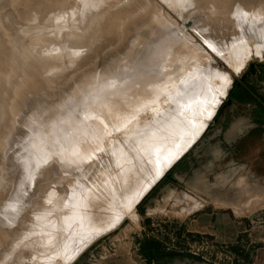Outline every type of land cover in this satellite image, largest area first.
<instances>
[{"label":"rangeland","instance_id":"374dc122","mask_svg":"<svg viewBox=\"0 0 264 264\" xmlns=\"http://www.w3.org/2000/svg\"><path fill=\"white\" fill-rule=\"evenodd\" d=\"M90 1L92 0H84L81 3L78 0H65V2L64 0L0 1V46L4 50V53L0 55V113L2 111L0 115V139L1 137L6 139L4 141L2 138V145L0 146V264H264V58L262 57L264 55H255L258 49H253L251 55L255 50L256 53L249 57L248 61L245 59L240 66L241 69L235 71L236 73L234 72L235 69L233 70V67L223 57L226 53L225 50H232L231 46L234 41L240 43V41L245 40L252 35L255 28L259 27V34H264V0H260V2L259 0H183L182 2L177 0H137L140 5L134 3L124 5L118 0V2L114 1L115 3L113 2V5L107 9L104 18L96 26L95 33L98 34L95 35L96 39H91L93 42L91 41L92 44L89 43L90 47L87 46L82 52H80L79 47L72 48L73 53L75 52L74 59L70 58L66 51L61 50V53H57L54 47L48 45L45 47L46 42L55 41L51 36L54 30L53 26L56 27L63 22L64 25L61 27L65 31L64 39L71 37L87 39L88 24H95L91 20L102 16L101 8L108 2L106 0H104L105 2L103 0H96L97 2H95L94 0L92 1L94 4H92ZM66 3L68 4L66 5ZM55 9L60 10L59 13L62 11V13L59 14ZM151 9L152 15L157 21L158 19L164 20L157 24H161V28L164 27L168 32H172L170 34L172 36L169 37H167L166 31L164 32L168 44L160 54L159 63H164L168 58L173 62L175 61V56L169 57V54L167 56V50H175L176 61L179 60L183 63L177 66L178 68L184 67L183 70L188 66L193 67V62L205 59L204 61L210 63L209 65L230 75L232 78L231 87H229L228 93L214 117L206 124L203 132L196 138L197 140L195 139L196 142L193 141L192 146L166 170L154 186L137 202L134 208V216H126L118 224L114 218L116 217L117 220L119 216L112 215L105 224L87 231V237L81 234L79 240L73 241V234L76 233L79 226L81 227V221L79 223L78 220L81 219V212L84 211L82 210L83 207H78L79 202L85 198L89 188H94L95 181L86 174L84 169L76 175L78 178L74 177V173L71 174L70 170L68 172V169L63 165L67 159L55 148L57 137L51 135L50 127L55 122L54 120L60 122L68 118L66 109L74 103L75 109H73L72 118L69 116L70 123L72 121V125L81 124L87 120V126L92 127L91 132L84 136L85 143L91 147L90 152H87L85 157L84 165H93V162L98 163L105 154V157L110 156L112 159V161L109 159L110 164L114 162V165L111 164L113 168L116 166L114 169L123 166L124 161L120 162V158H127L125 153L128 151L130 152L128 155H131L129 161L134 157H140L139 154L142 152L144 154L142 153L141 156H146L147 152L145 153V151L150 146L146 145L148 144V142L146 143L148 135H152L150 137L156 135L153 138H157V134L161 132L162 135L159 134V138H162L165 132L170 131V124L166 120V114L169 110L164 108L165 105H161L164 102L156 103V105L158 104L156 106L151 102V96L148 94L143 93L142 96L138 97L132 96L128 88L119 90L116 87L119 82L122 84V81L124 83L131 79L128 77L130 73L126 71L139 68L137 59L140 55L135 54L131 47L126 48L125 46L132 41L131 37L133 38L131 31H124L125 25L128 24L134 28L140 24V26L147 24L152 28L154 24L151 23ZM155 9L156 11H154ZM78 11L79 13H77ZM56 12L57 14H55ZM125 12H129V14L126 15ZM243 12L248 13L250 19H254L255 22L250 25L241 20L239 15ZM122 14H125L126 17ZM108 17H114L111 19L113 22L116 21L115 24H118L122 18L121 23L118 24L122 28H117V31L121 33V38L117 42H109L111 34L105 31V27L110 25ZM115 17L119 19H115ZM35 18L37 21H33ZM80 23L82 24L80 25ZM5 34H10L12 39L7 40ZM41 37L43 39H40ZM35 39L39 42H32ZM175 42L177 45H174ZM103 45L105 46L102 48ZM180 45L181 47L185 45V48H180ZM207 45H211L212 48ZM46 48L52 50L51 53L44 54ZM263 52L264 50L257 54H264ZM128 54L129 56H127ZM107 55L112 56V61L110 60L109 63L106 62ZM129 58L134 60L132 64ZM40 63H42V69L35 71L33 77H36L35 80L39 84L42 83L43 90L38 97H34L35 89L33 90L34 87L31 84L30 87L28 86L25 75L32 73L33 68ZM127 66L130 69L127 70ZM12 69L16 70L15 73L26 72L24 75L26 78L21 76V80L18 82L22 94L25 87L28 90L31 89L29 91L33 94L25 89L24 95L30 93L28 96L31 99L32 97L35 98L33 102L35 105L48 107L43 115L36 111L38 116L30 120L29 124L27 122L22 123L20 118L22 120L23 117L34 111L33 109L37 106L33 103V105H29L30 108L29 106L23 108L20 115L8 109L10 90H7L9 83L6 82L5 73L7 71L14 72ZM114 69L117 71L113 73L112 70ZM109 71L113 73L111 74L113 77L107 74L110 73ZM121 72H125L127 77ZM106 74L109 76L106 77ZM114 74L116 75L114 76ZM102 77H106V79H102ZM123 78L125 80H122ZM25 79L26 81H24ZM105 80H109L107 86L104 83ZM96 81L98 83L102 81V84L99 85ZM110 82L112 83L110 84ZM114 82L118 84L116 85ZM112 84L116 85L115 88L110 87ZM125 84L122 85L126 87L128 83ZM104 86L108 89L107 91H105ZM102 87L105 89L103 90ZM109 91L113 96L117 92L116 95L118 96L113 97L108 93ZM83 93L85 96L83 101L81 100L82 103L76 102L75 99L78 98V94L82 95ZM98 95L107 98L101 105L98 103ZM14 100L16 99L13 96L9 102L15 103ZM162 106L163 108H160ZM157 108H159V112ZM62 114L63 116L66 114L64 116L66 118L62 117ZM181 115V113L178 115L180 121L183 117ZM132 116L134 117L132 118ZM93 117L97 118L98 121ZM131 121L133 123L129 124ZM92 123L93 125H90ZM35 124L40 125L45 131L48 129V135L52 140L48 138L50 141L47 139L45 145L42 141V145L37 132L32 131L34 127H37ZM133 124L135 126L132 127V131L130 129ZM77 125L75 126L77 127ZM137 126L139 127L137 128ZM158 127L163 129L160 130ZM10 129L11 131H9ZM125 129L126 132H124ZM136 129L141 130L140 133ZM24 132L28 134L27 141L18 140L17 136L24 135ZM2 133L6 135L3 136ZM135 138H140V141ZM53 139L54 142H52ZM29 141L34 143L33 148L25 144ZM112 142L119 144L115 145ZM109 143L113 144V149ZM106 144L109 148L106 147ZM3 145H7L8 148ZM138 145H142V148ZM11 146L13 149H10ZM136 146L139 150L134 148ZM105 147L107 150H104ZM144 148L145 151L142 150ZM17 149L22 150V152L15 156L13 152ZM135 149L137 152L140 151L139 154ZM29 150H31L30 155ZM108 151L111 155H108ZM101 156L103 157L100 158ZM42 157L46 158L43 159ZM165 158L167 159V157ZM38 159L41 162H38ZM31 160H34L35 163ZM126 163L128 162L126 161ZM34 166L35 168H33ZM29 167L34 170L32 171ZM63 174H66L65 177ZM66 178L67 182H65ZM91 180L93 181L91 182ZM110 186L102 187L104 190L101 188L98 191H105V188L109 189ZM53 203H56L58 208ZM61 203L65 206H61ZM77 208L82 211L77 212ZM73 209L77 214L80 212V218L76 213H73L75 212ZM33 210L34 212H31ZM60 214L63 216H59ZM114 222L117 224L116 226ZM76 225L78 228H75ZM69 228L75 230L70 232ZM57 232H61V238L60 235H56ZM59 238L61 239L60 242L62 238L63 241L65 239L64 246L61 247L68 246L58 251L63 242L57 246ZM66 238L69 239L66 241ZM85 239L89 241L85 242ZM69 243L73 245L71 246ZM53 244L59 248L53 247ZM74 244L77 246L80 244L82 251L80 250L72 259L70 254H75L74 250L79 249V246L77 248ZM152 244H157L158 250L156 254L149 255V247ZM48 248H55L54 251L57 253L53 251L54 253L52 252L51 255L52 250ZM70 248L72 252L68 254L71 251ZM65 252L68 254L67 259ZM47 253L48 255H46Z\"/></svg>","mask_w":264,"mask_h":264},{"label":"bare ground","instance_id":"6f19581e","mask_svg":"<svg viewBox=\"0 0 264 264\" xmlns=\"http://www.w3.org/2000/svg\"><path fill=\"white\" fill-rule=\"evenodd\" d=\"M1 1V0H0ZM34 1V0H33ZM84 0H78V2H83ZM94 1V0H92ZM92 1H90L92 4H94ZM98 1V0H97ZM95 0V2H97ZM102 1V0H101ZM100 1V2H101ZM104 1V0H103ZM108 2L105 3V6L101 8V11L103 12L102 16L101 17H96V18H93L91 21H93L95 24L93 25H90V23L88 24V32H87V39H80L78 37H71V38H66L64 39V29H62L63 27H61V25H64V22L63 24L61 25H57L56 27L53 26L54 30L51 34V36L53 37L52 39H55V41L51 40L49 41L50 43H47L45 44V47L48 46H52L56 49V52L57 53H61V50L62 51H66L67 54H69L68 56H70V58L74 59L75 56L73 51H72V48L73 47H79V50L80 52H82L83 50L86 49L87 46H89V43H91V39L94 40L95 38V35L98 34V33H95V28L96 26L102 21V19L104 18V15L107 11V9L109 7H111L113 5V2H118V0H106ZM178 2H182L183 0H177ZM247 1V0H246ZM65 2V0H64ZM77 2V1H76ZM89 2V3H90ZM105 2V1H104ZM103 2V3H104ZM114 2V3H115ZM142 2V1H141ZM260 2V0H259ZM33 3V2H31ZM86 3V1H85ZM119 3H123L124 5L126 4H135V5H140V3H138L137 0H120ZM177 3V2H175ZM251 3V2H250ZM264 3V2H263ZM68 3H66L67 5ZM75 4V3H74ZM97 4V3H96ZM143 4V3H141ZM147 4V3H146ZM222 4V3H221ZM254 4V3H253ZM32 5V4H30ZM34 5V3H33ZM79 5V4H77ZM75 5V6H77ZM99 5V4H98ZM123 5V6H124ZM179 5V3H178ZM262 5V4H261ZM35 6V5H34ZM101 6V5H100ZM264 6V5H263ZM32 7V6H31ZM197 7V6H196ZM231 7V6H230ZM74 8V7H73ZM89 8V7H88ZM152 8V7H151ZM228 8V7H227ZM250 8V6H249ZM257 8V6H256ZM65 9V8H64ZM154 9V8H153ZM251 9V8H250ZM260 9V8H259ZM264 9V8H263ZM56 10V9H55ZM75 10V9H74ZM87 10V9H86ZM99 10V9H98ZM252 10V9H251ZM262 10V8L260 9ZM38 11V10H37ZM58 13L60 10H56ZM90 11V10H89ZM100 11V10H99ZM127 11V10H126ZM156 11V9L154 10ZM57 12L55 14H57ZM39 13V11H38ZM37 13V14H38ZM62 13V11L60 12ZM59 13V14H60ZM79 13V11L77 12ZM93 13V12H92ZM126 15L129 14V12H125ZM153 11L151 9V12H150V15L152 16V20H151V23L154 24V26L151 28V26H148L147 24H145L144 26H136L134 28H132V26L130 27L128 24L127 26L125 25V28H124V31H131L132 34H133V38L131 37L132 41H130V43L126 44V48L127 47H131L132 48V51L135 52V54H139L140 57H138V65H139V68L138 69H135V70H129V71H126L127 73L129 72L130 73V76L128 75V77H131V79L127 82L125 81L123 83L122 81V84H125V83H128L126 87H124L125 85H122L120 82H119V85H117L115 82V85L117 87V89H122V88H125L127 89L128 88V91H130V94L132 96H142L143 93L145 94H148L150 95V100L153 104L156 105V103L160 104L161 102H164L162 103L161 105H165L164 108H167L169 111L167 112V121H168V124H170L169 126V129L170 131H162L164 133V135L162 136V138H159V134L161 132L157 131L156 132H159V134L157 133H154V134H157V138H153V137H150L152 135H148V140L146 141V143L148 142V144L146 145H150L149 148H147V150L145 151V148L142 149L145 151V153L147 152V155L144 157L141 156V154H139V152H137V149L138 147H141L142 145H138V147H134L136 148L135 151L140 155V157L138 156V154L136 153V155L138 157H134L131 161H129V156L128 154L130 153L129 151L127 153H125L123 151V153H125L127 155V158L125 157V159H121L120 158V162H123V166H120L118 167L117 169H114L116 168V166L113 168L111 166V164L113 163H109V159H110V156H106L105 157V154L104 157L101 156L100 158L101 161H99L98 163H94L93 160V165H84V161H85V157L87 155V152H90V149L91 147L85 143V138L84 136L85 135H88L90 132H91V128L92 127H88L87 126V120L85 122V120L80 124H75L77 125V127L75 125H72L73 122L69 121V116H71L72 118V114L74 113L73 109L74 108V103L73 105H69V102H68V109H66V114L68 115V118L64 117L66 114H62V117L66 118V119H63L62 121L60 122H57V120H54L55 122H53V125L52 127H50V133L51 135L54 137H57L55 140H57L55 142V148L63 155L66 157L67 160H65V162L63 163L64 167L66 169H68V172H70L71 174H73L74 177L78 178L76 175L79 173V171H81L82 169H84L85 172H87L86 174H88V176L93 180L95 181L94 182V188L92 187L91 189L89 188V192L86 194L85 198H82L83 200H81L79 202V206L78 207H83L82 210H84L83 212H81V215L80 212L79 214H77L78 211H82V210H79V208H77L78 210L75 211V209H73V213H76V215L79 216V218L81 217L79 221H81V227L79 226V228L77 227V225L75 226V228L77 227L78 230H76V233H74V237H73V241H77L80 239L81 237V234L83 236H86L88 233L87 231L91 230L92 228H96L98 227L99 225L101 224H105L112 215L117 216V220H116V217L114 218V221H116L117 223L120 221V220H123L126 216H132L134 214V208H135V205L137 204L138 201H140L141 197L144 196L148 191L149 189L154 186V184L161 178V176L166 172V170H168V168H170L186 151L187 149L192 146V143L193 141L196 142V138L201 134V132H203L204 128L206 127V124L211 120V118L214 117L217 109L219 108V106L221 105V102L224 100L225 96L227 95L228 93V89L229 87H231L230 85L232 84V78L230 77V75L227 73V72H224V71H219L218 69H216L215 67L209 65L210 63H207L206 61H196V62H193L192 66H188L186 69L183 70V68H178L177 65L181 64L182 62L179 60L176 61V52L175 50H167V56L169 54V57L171 55L175 56V61L173 62L171 59L168 58V60H166L164 63H159V58H160V54L162 53L163 49L167 46L168 44V41L165 39L169 36H172L170 35L172 32H168L167 29L164 27L161 28V24H157L158 22L160 21H164L163 19H158V21L153 17L152 15ZM209 13V12H208ZM225 13V12H224ZM229 13V12H228ZM246 12H243L240 16L241 20H243L245 23H248L251 25V23L253 24V22H255L254 19H250L248 13L247 15H245ZM36 14V13H35ZM36 14V15H37ZM85 14V13H84ZM91 14V13H90ZM156 15V13H154ZM93 15V14H91ZM90 15V16H91ZM122 15H125V14H122ZM126 15L124 17H126ZM35 16V15H34ZM89 16V17H90ZM118 16V15H117ZM131 16V15H130ZM229 16V15H228ZM46 17V15H45ZM78 17V16H77ZM88 17V19H89ZM123 17V16H122ZM123 17V19H124ZM225 17V16H224ZM32 20V17H30ZM38 18V17H37ZM110 22V25H108V27L106 26L105 27V31L107 33H110L111 34V39L109 40V42H117L119 41V39L121 38V33L119 31H117V28L120 29L122 28L119 24V22L122 20V18L120 19V21H118V24H115V22L112 21L111 18H114V17H108ZM128 18V17H127ZM133 18V17H132ZM207 18V17H206ZM223 18V16H222ZM226 18V17H225ZM44 19V18H43ZM62 19V18H61ZM115 19H119L118 17ZM35 19H33V21H35ZM68 20V19H67ZM114 20V19H113ZM25 21V20H24ZM28 21V20H27ZM32 21V22H33ZM37 21V20H36ZM64 21V20H62ZM42 22V21H41ZM40 22V24H41ZM85 22V21H84ZM171 22V21H170ZM243 22V24H244ZM43 23H44V20H43ZM121 23V22H120ZM124 23V22H123ZM122 23V24H123ZM38 24V23H37ZM60 24V23H59ZM82 23H80L81 25ZM86 24V23H85ZM230 24V23H229ZM45 26V25H44ZM162 26H163V22H162ZM34 27V26H33ZM178 27V25H177ZM194 27V26H193ZM258 27V26H257ZM66 28V26H65ZM98 28V27H97ZM209 28V27H208ZM248 28V27H247ZM48 30V29H47ZM51 30V29H50ZM67 30V29H65ZM85 30V29H84ZM259 27L258 28H255V30L252 32V35L248 36L246 39L244 37L245 40H242L240 41V43L238 44L236 41H234L233 45L231 46V49L232 50H225L226 53H224L223 57H225L224 59H226V61L229 63V65L231 67H233V70L234 72L235 71H238L240 68V66L244 63V60L249 59V57H252L253 54H255L256 50L252 52V55H251V51L253 49H258L257 53L260 52V51H263L264 50V39H262L261 37H264V34L263 35H260L259 34ZM72 31V30H71ZM87 31V30H86ZM104 31V33H106ZM123 31V32H124ZM166 31V33L168 34V36L166 37L164 35V32ZM239 31V30H238ZM46 32V31H45ZM130 32V33H131ZM44 33V32H43ZM86 33V32H85ZM89 33V34H88ZM48 34V33H46ZM50 34V32H49ZM79 34V33H78ZM125 34V33H124ZM131 34V35H132ZM166 34V35H167ZM175 34V33H174ZM173 34V35H174ZM250 34V33H249ZM45 35V34H44ZM84 35V34H82ZM85 35V37H86ZM128 35V34H127ZM5 36L7 37V40H11L12 39V36L10 34H5ZM45 37V36H44ZM82 37V36H81ZM128 37V36H127ZM184 37V36H183ZM39 39V37H36V39ZM33 39V38H32ZM35 39V41H32V42H37ZM40 39H43L42 37ZM51 39V38H50ZM96 39V38H95ZM128 39V38H127ZM165 39V40H164ZM46 40V39H45ZM47 40H49L47 38ZM31 41V40H30ZM39 42V41H38ZM37 42V43H38ZM93 42V41H92ZM194 42V41H193ZM237 44H236V43ZM177 42H175L174 45H177L176 44ZM182 43V41L180 42V44ZM184 43V42H183ZM34 44V43H32ZM60 44V45H58ZM92 44V43H91ZM113 44V43H112ZM228 44V43H227ZM230 44V43H229ZM236 44V45H235ZM106 45V44H105ZM103 45L102 48L105 46ZM183 47H181L180 45V48H185V45H182ZM90 47V46H89ZM130 48V50H131ZM18 52V50H16ZM52 50L50 49H47L45 50L44 54L46 53H51ZM220 51V53H222ZM4 53V50L1 48L0 46V55ZM132 53V52H131ZM255 54V55H264V54ZM264 53V52H263ZM111 54V53H110ZM133 54V53H132ZM131 55V54H130ZM163 55V54H162ZM108 56V55H107ZM129 56V54L127 55ZM137 57V56H135ZM163 57V56H162ZM246 57V58H245ZM264 58V56H262ZM124 58V57H123ZM134 58V57H133ZM43 59V58H42ZM104 59V58H103ZM112 59V56H108V58L106 59V62L109 61ZM114 59V58H113ZM122 59V58H121ZM126 59V58H125ZM132 59V58H131ZM162 59V58H161ZM203 59V58H202ZM16 60V59H15ZM14 60V61H15ZM19 60V59H18ZM128 60V59H127ZM125 60V61H127ZM211 60V59H210ZM17 61V60H16ZM21 61V60H20ZM112 61V60H111ZM120 61V60H119ZM129 61H131L130 63L132 64V62L134 61L133 59L130 60L129 58ZM45 62H47V60L45 59ZM105 62V63H106ZM114 62V61H113ZM124 62V61H123ZM122 62V63H123ZM161 62V61H160ZM212 62V61H211ZM12 63V61H11ZM17 63V62H16ZM51 63V62H50ZM100 63V62H98ZM104 63V64H105ZM107 63V65H108ZM125 63V62H124ZM128 63V61H127ZM129 63V66L131 65ZM187 63V62H185ZM20 64V63H19ZM42 63H40L38 66L34 67L33 68V72L32 73H27L22 71V72H19V73H15V69H12L14 70V72H9L7 71L5 74V79H6V82L9 83L8 85V88L7 90L9 89L10 90V93H9V96H8V109H10L11 112H17L18 115H20V112L22 111L23 108L29 106V105H33L34 103V97H38L41 93H42V88L41 87V84H39L37 82V80H35V76L33 77V74L35 71L39 70V69H42ZM183 64V63H182ZM207 64V65H206ZM48 65V64H47ZM106 65V64H105ZM104 65V66H105ZM206 65V66H205ZM44 66V65H43ZM98 66V65H97ZM103 66V67H104ZM109 66V65H108ZM123 66V65H122ZM126 66V64H125ZM124 66V67H125ZM177 66V67H176ZM185 66V65H184ZM101 67V66H100ZM106 67V66H105ZM113 67V66H112ZM128 67V66H127ZM121 68V67H120ZM45 69V68H44ZM111 69V68H110ZM130 69L129 67L127 68V70ZM133 69V68H132ZM180 69V70H179ZM121 71V69H119ZM183 70V71H182ZM232 70V71H233ZM101 71V70H100ZM113 73L117 70H112ZM95 72V71H94ZM110 73H107V74H110L111 77H113L111 74V71H109ZM99 73V72H97ZM122 74L125 75V72H121ZM120 73V74H121ZM236 73V72H235ZM26 74V75H25ZM106 74V75H107ZM26 76L27 77V84L28 86L31 84L33 85V90L35 89L34 91V94L33 92L29 91L31 89H26V87L24 88V90L26 89V91H29L30 93H32L34 95V97L29 98L30 96H28L29 94H26L24 95V90H23V94L21 92V90L19 89V86H18V82L21 80V76ZM104 75V76H106ZM116 74H114L115 76ZM153 75V77H152ZM24 76V78H26ZM109 75H107L106 77H108ZM126 76V75H125ZM3 77V76H2ZM106 77H102V79H106ZM117 77V76H116ZM115 77V78H116ZM124 77V76H123ZM127 77V76H126ZM124 77V78H126ZM120 78V77H119ZM122 79V80H125V79ZM100 79V80H102ZM108 79V78H107ZM112 79V78H110ZM109 79V80H110ZM114 79V78H113ZM108 80V81H109ZM117 80V79H116ZM120 81V79H118ZM26 81V79L24 80ZM50 81V80H49ZM106 82H104L107 86V80H105ZM115 81V80H114ZM51 82V81H50ZM97 82V81H96ZM95 82V83H96ZM102 81H100L101 83ZM117 82V81H116ZM98 83V82H97ZM100 83H98L99 85H101ZM103 83V84H104ZM112 82H110L111 84ZM3 84V83H2ZM96 84V85H98ZM109 84V83H108ZM85 85L88 86V84L85 83ZM7 86V85H5ZM109 86V85H108ZM30 87V86H29ZM105 87V86H104ZM110 87H112L110 85ZM106 88V87H105ZM104 88V89H105ZM109 88V87H108ZM115 88V87H114ZM113 88V90H114ZM103 89V87H102ZM103 89V90H104ZM110 89V88H109ZM124 89V90H125ZM103 90H100L101 92H103ZM108 89L106 88L105 91H107ZM45 91V90H44ZM116 91V90H114ZM127 91V92H128ZM36 92V93H35ZM100 92V93H101ZM124 92V91H123ZM110 93V91L108 92ZM106 93V94H108ZM99 94V93H98ZM102 94V93H101ZM106 94H103V95H106ZM111 94V93H110ZM117 94V92L115 93V95ZM32 95V96H33ZM78 98L75 99L77 100L76 102H81L82 103V99L84 98V93L81 95V94H78ZM112 95V94H111ZM111 95L109 97H111ZM114 95V96H115ZM121 95V94H120ZM119 95V96H120ZM13 96L15 97V99L17 100H14L15 103L13 102H9ZM107 96V95H106ZM106 96H101L99 97L98 95V103L99 105L103 104L105 102V98ZM113 96V95H112ZM113 96V97H114ZM118 96V95H116ZM123 96V95H122ZM97 97V95H96ZM125 97V95H124ZM101 98V99H99ZM82 100V101H81ZM97 100V98H96ZM40 101V100H38ZM6 102V101H5ZM73 102V101H72ZM97 103V101H95ZM33 103V104H32ZM37 103V102H35ZM39 103V102H38ZM41 103V102H40ZM49 103V102H48ZM80 103V104H81ZM94 103V102H93ZM53 104V103H52ZM51 104V105H52ZM67 104V103H66ZM79 104V105H80ZM157 104V105H158ZM35 105V104H34ZM43 105V103H42ZM55 105V104H54ZM76 105V103H75ZM156 105V106H157ZM6 106V105H4ZM37 106V105H35ZM49 106V105H48ZM56 106V105H55ZM54 106V107H55ZM67 106V105H66ZM96 106V105H95ZM154 106V105H152ZM78 107V106H76ZM30 108V106H29ZM47 106L45 107H42L39 105V107L37 106L36 108H34L33 112L26 116V117H23L22 120L20 118V121L22 123H28L30 120H32L33 118H35V116L37 117L38 116V112H40L42 115L43 113L47 110ZM67 108V107H66ZM94 108V107H93ZM155 108V107H154ZM160 108H163L160 107ZM159 108H157L158 110ZM28 110V109H27ZM77 110V108H76ZM75 110V112H76ZM155 110V109H154ZM37 111V113H36ZM64 111V109H63ZM159 112V110H158ZM61 113V112H59ZM63 113V112H62ZM179 113H181L183 115L181 121L178 119V115ZM2 114V111L0 113V115ZM26 114V113H25ZM23 115V114H21ZM83 115V114H82ZM181 115V116H182ZM14 116V115H13ZM41 117V115H40ZM61 117V116H60ZM59 117V118H60ZM74 117V116H73ZM76 117V116H75ZM80 117V116H79ZM78 117V119H79ZM84 117V116H83ZM94 117H98V116H94ZM93 117V118H94ZM101 117V116H100ZM134 116H132L133 118ZM165 117V116H164ZM70 118V119H71ZM85 118V117H84ZM88 118V117H87ZM150 118V117H149ZM1 119V118H0ZM97 120V118H94ZM131 119V117H130ZM164 119V120H165ZM82 120V119H81ZM80 120V121H81ZM91 120H93L91 118ZM137 120V118H136ZM144 120V118H143ZM165 120V121H166ZM53 121V119H52ZM98 121V120H97ZM118 121V120H117ZM135 121V120H133ZM164 121V122H165ZM166 121V122H167ZM79 122V120H78ZM165 122V123H166ZM133 123L132 121L129 123L131 124ZM140 123H142L140 121ZM14 124V123H13ZM29 124V123H28ZM136 124V123H135ZM31 125V124H30ZM37 126V124H35ZM90 125H93L90 124ZM140 125V124H139ZM143 125V124H142ZM5 126V125H4ZM121 126V125H120ZM130 126V125H129ZM135 126L134 124L131 126V129L132 130V127ZM33 127V126H32ZM32 127H30L32 129ZM128 127V126H127ZM139 126H137L138 128ZM129 128V127H128ZM127 128V129H128ZM135 128V127H134ZM133 128V129H134ZM143 128V127H142ZM141 128V129H142ZM148 128H150V126H148ZM152 128V127H151ZM153 128H154V125H153ZM159 128V127H158ZM162 128V127H161ZM165 128V127H164ZM30 129V130H31ZM43 128H41V126H37V127H34L32 129V131H35L37 132L38 134V137L40 138L41 140V143L42 141H44V145H45V141L50 138L49 137V133H48V129H46V131L44 132L42 130ZM140 129V128H139ZM139 129H136L137 131H139ZM145 129V127H144ZM157 129V128H156ZM160 129V128H159ZM163 129V128H162ZM160 129V130H162ZM37 130V131H36ZM135 130V129H134ZM147 130V129H145ZM11 131V129L9 130ZM31 131V133L33 134V132ZM124 131V130H123ZM128 133H129V130H127ZM133 131V130H132ZM141 131V130H140ZM140 131L138 133H140ZM144 131V130H143ZM149 131V130H148ZM2 132V131H1ZM8 132V131H7ZM106 132V131H105ZM126 132V129L125 131ZM155 132V131H154ZM9 133V132H8ZM132 133V132H130ZM3 134V133H2ZM143 134V133H142ZM6 135V134H3V136ZM131 135V134H130ZM162 135V134H160ZM2 136V135H1ZM11 138L12 136L9 135ZM125 136V135H124ZM27 137H28V134H25L24 132V135H18L17 138L18 140L22 139L24 141H27ZM32 137V136H31ZM52 137V138H53ZM122 137V136H120ZM130 137V136H129ZM128 137V139H129ZM5 137H1L0 139V146L2 145L1 144V140ZM7 138L8 135H7ZM16 138V140H17ZM119 138V137H118ZM144 138V137H143ZM147 138V137H146ZM159 138V139H158ZM51 139V138H50ZM114 139V138H112ZM116 139V138H115ZM122 139V138H121ZM136 140L140 141L139 139L140 138H135ZM134 139V140H135ZM145 139V138H144ZM196 139V140H195ZM6 139H4L5 141ZM11 140V139H10ZM13 140H14V137H13ZM52 140V139H51ZM124 140V139H123ZM133 140V139H131ZM142 140V139H141ZM48 141H50L48 139ZM111 141V140H110ZM116 142V140H114ZM113 141V142H114ZM121 141V140H120ZM8 142V141H7ZM14 142V141H13ZM17 142V141H16ZM54 142V139L53 141ZM112 142V143H113ZM124 142V141H123ZM130 142V141H128ZM142 142V141H141ZM144 142V141H143ZM5 143V142H3ZM15 143V142H14ZM42 143V145H43ZM50 143V142H49ZM111 143V142H110ZM109 143V144H110ZM133 143V142H132ZM137 144H141L140 142H136ZM135 143V144H136ZM6 144V143H5ZM8 144V143H7ZM18 144V143H16ZM27 146L33 148L34 146V143H31V141H29V143H25ZM115 144V143H113ZM113 144H110L111 145V149H113ZM117 144V143H116ZM115 144V145H116ZM119 144V143H118ZM117 144V145H118ZM130 144V143H129ZM134 144V145H135ZM10 145V144H9ZM8 145V146H9ZM103 145V144H102ZM101 145V146H102ZM105 145V144H104ZM107 145V144H106ZM127 145V143H126ZM133 145V144H131ZM4 146V145H3ZM7 147V145H5ZM4 146V147H5ZM37 146V145H36ZM100 146V145H99ZM121 146V145H120ZM144 146V145H143ZM5 147V148H6ZM47 147V146H46ZM108 147V145L106 146ZM105 147L104 150H107ZM116 147V146H115ZM145 147V146H144ZM8 148V147H7ZM16 148V146H15ZM42 148V146H41ZM49 148V147H48ZM101 148V147H100ZM109 148V147H108ZM142 148V147H141ZM1 149V148H0ZM10 149H13V146H11ZM44 149V148H43ZM52 149V148H51ZM126 149V148H125ZM124 149V150H125ZM21 150V149H20ZM47 150V148H46ZM134 150V149H133ZM132 150V152H133ZM3 151V149H2ZM5 151V150H4ZM30 151L29 150V155H30ZM44 151V150H43ZM42 151V153H44ZM101 151V150H100ZM103 151V150H102ZM131 151V150H130ZM19 152H22L19 151L17 149V151H14V155L16 156V154H18ZM38 152V151H37ZM105 152V151H104ZM109 152V151H108ZM32 153V152H31ZM41 153V152H40ZM38 153V154H40ZM107 153V152H106ZM113 154V151L111 152ZM135 153V152H134ZM33 154V153H32ZM37 154V155H38ZM102 154V153H101ZM117 154V153H116ZM144 154V153H143ZM36 155V156H37ZM45 155V153H44ZM108 155H111L110 152ZM115 155V154H114ZM135 155V154H134ZM135 155V156H136ZM43 156V155H42ZM47 156V155H46ZM99 156V155H98ZM120 156V155H119ZM19 157V156H17ZM32 157H34V160L37 161L35 159V156L32 155ZM31 157V159H32ZM40 157V156H39ZM37 157V158H39ZM123 157V158H124ZM133 157V155H132ZM131 157V158H132ZM164 157V158H163ZM167 157V159L165 158ZM30 158V157H29ZM43 159L46 158V157H42ZM97 158V156H96ZM99 158V159H100ZM130 158V159H131ZM94 159V158H93ZM114 159V158H113ZM162 159V161H161ZM166 159V160H164ZM34 160H31L33 163H35ZM97 160V159H96ZM95 160V161H96ZM112 161V159H110ZM41 162V160L38 159V162ZM47 161V160H46ZM126 161L128 163H126ZM165 161V162H163ZM44 162V161H42ZM119 162V161H118ZM163 162V163H162ZM28 163V162H27ZM89 163V162H88ZM117 163V162H116ZM126 163V164H125ZM31 164V163H30ZM29 164V165H30ZM37 164V163H36ZM125 164V165H124ZM159 164V165H158ZM28 165V166H29ZM34 165V164H32ZM31 165V166H32ZM114 165V164H113ZM30 166V167H31ZM154 166V168H153ZM29 167V168H30ZM35 168V166L33 167ZM32 171L34 169L30 168ZM3 170V169H2ZM54 170V169H53ZM70 170V171H69ZM54 172V171H53ZM82 173V172H81ZM68 174V173H67ZM85 174V173H84ZM66 175V174H63V176ZM83 175V173H82ZM80 176V175H79ZM85 176V175H84ZM87 176V175H86ZM65 177V176H64ZM25 178V176H24ZM54 178V177H53ZM52 178V179H53ZM75 178V179H76ZM81 179V176L79 177ZM33 179V178H32ZM70 179V178H69ZM74 179V181H75ZM48 180V179H47ZM62 180H63V177H62ZM65 180V179H64ZM79 180V179H77ZM83 180V179H82ZM91 180V182L93 181ZM50 181V180H49ZM52 181V180H51ZM56 181V180H55ZM59 181V179H58ZM61 181V180H60ZM73 181V182H74ZM63 182V181H62ZM67 182V178H66V181ZM76 182V181H75ZM50 183V182H49ZM60 183V182H59ZM38 184V183H37ZM117 184V186H115ZM40 185V184H39ZM54 185V184H53ZM67 185V184H66ZM108 185H111L109 187V189L105 188L106 190H104V188L102 187H106ZM48 186V185H47ZM92 185L90 184V187ZM63 187V186H62ZM55 188V187H54ZM85 188V187H84ZM101 188L103 189L102 191H100L101 193H105V194H101L98 190H101ZM41 189V188H40ZM15 190V189H14ZM17 190V189H16ZM37 190V189H36ZM85 191H87L86 189H84ZM108 190V191H107ZM23 191V190H21ZM39 191V190H38ZM80 191V190H79ZM84 191V192H85ZM66 192V191H65ZM82 192V193H84ZM21 193V192H20ZM24 193V191H23ZM26 193V192H25ZM51 194V193H50ZM55 194V193H54ZM66 194V193H65ZM64 194V195H65ZM80 194V192H79ZM60 195V194H59ZM63 195V193H62ZM77 195V194H76ZM34 196V195H33ZM49 196V195H47ZM67 197V196H66ZM84 197V196H83ZM29 198V197H28ZM57 199H58V196H57ZM64 199H66L64 197ZM80 199V198H78ZM29 201V200H28ZM58 201H62V200H58ZM64 201V200H63ZM31 202V201H30ZM73 202V201H72ZM71 202V203H72ZM34 203V202H33ZM47 203V202H46ZM63 203V202H62ZM60 204L61 206L64 205V204ZM35 204V203H34ZM43 204V203H42ZM52 204V203H51ZM50 204V205H51ZM56 203H53V205H55ZM59 204V203H58ZM67 204V203H66ZM39 205V204H38ZM48 205V204H47ZM77 205V204H75ZM37 206V205H35ZM59 206V205H58ZM65 206V205H64ZM31 207V205H30ZM33 207V206H32ZM38 207V206H37ZM45 207V206H44ZM53 207V206H52ZM55 207H57L55 205ZM67 207V205H66ZM36 208V207H35ZM58 208V207H57ZM56 208V210H57ZM60 208V207H59ZM63 208V207H62ZM65 208V207H64ZM68 208H69V205H68ZM71 208V207H70ZM76 208V207H75ZM32 209V208H31ZM34 209V207H33ZM39 209V208H38ZM37 209V211H38ZM50 209V207H49ZM53 209V208H52ZM61 209V208H60ZM58 209L59 212H61V210ZM72 209V208H71ZM48 210V209H47ZM56 210H55V213H56ZM36 211V210H35ZM42 211V210H41ZM50 211V210H49ZM53 211V210H52ZM64 211V210H62ZM67 211V209H66ZM31 212H34L31 211ZM59 212H57L59 214ZM71 212V211H70ZM38 213V212H37ZM49 213V212H48ZM52 213V212H51ZM64 213V212H63ZM62 213V214H63ZM68 213V212H66ZM65 213V214H66ZM36 214V213H35ZM57 214V215H58ZM40 215V214H39ZM64 215V214H63ZM62 215V216H63ZM68 215L70 216V214L68 213ZM72 215V214H71ZM61 216V214L59 215ZM58 216V217H59ZM61 216V217H62ZM134 216V215H133ZM61 217H60V220H61ZM25 218V217H24ZM37 218V217H36ZM35 218V219H36ZM78 218V219H79ZM74 219H75V214H74ZM134 219V217H133ZM34 220V219H33ZM71 221V219H70ZM77 223V222H76ZM115 223V222H114ZM63 224V223H62ZM67 224V223H66ZM75 224V222H74ZM119 224V223H118ZM117 224L115 223V226ZM64 226V225H63ZM74 226V225H73ZM112 226V225H111ZM71 228V227H70ZM69 228V229H70ZM74 228V227H73ZM65 230V229H64ZM73 230L75 229H70V232H72ZM67 231V230H66ZM109 231V230H108ZM59 232L56 233V235H60L61 232L58 234ZM9 234V233H8ZM54 235V234H53ZM55 235V237H56ZM68 235V234H67ZM70 235V234H69ZM64 236V235H62ZM90 236V235H89ZM88 236V238H90ZM4 237V236H3ZM58 237V236H57ZM70 237V236H69ZM87 237V236H86ZM60 238H61V235H60ZM58 239L59 241L57 242V246L59 245V243L61 244V242L63 241V238H62V241L60 242L61 239ZM84 238V237H83ZM92 238V236H91ZM3 239V238H2ZM52 239V238H51ZM55 239V238H53ZM69 239V238H68ZM66 238V241L68 240ZM94 239H95V236H94ZM29 240V239H28ZM27 240V241H28ZM85 239V242H88L89 240ZM3 241V240H2ZM1 241V242H2ZM52 241V240H51ZM56 241V240H55ZM84 241V240H83ZM54 242V241H53ZM64 242H65V239L64 241L62 242V244L60 245V248L58 249L56 247V245H54L53 247H56L58 249V251L62 248V249H65V247H61V246H64ZM56 243V242H55ZM67 243V242H66ZM65 243V244H66ZM74 243V242H72ZM76 243V242H75ZM83 243V242H82ZM77 244V243H76ZM74 244V246L76 245ZM81 244V243H80ZM78 244V246L80 245ZM45 245V244H44ZM43 245V246H44ZM51 245V244H50ZM69 245H71V243H69ZM73 245V244H72ZM71 245V246H72ZM77 246V245H76ZM77 246V248H78ZM82 246H84V244H82ZM50 247V246H49ZM69 248V247H68ZM66 248V250L68 249ZM74 247H72L73 249ZM49 249V248H48ZM55 248H51L49 250H52L50 252V254L54 251ZM71 249V248H70ZM72 249L69 253L72 252ZM76 249V248H75ZM82 249L81 246H79V249H77V251H75L74 249V252L75 254H70L72 256V259L75 257V255L78 254V252ZM42 250V249H41ZM40 250V251H41ZM45 250V249H44ZM48 251V250H47ZM62 251V250H61ZM65 251V250H64ZM69 251V249H68ZM82 251V250H81ZM39 252V251H38ZM45 252V251H44ZM55 252V251H54ZM53 252V253H54ZM57 253V252H55ZM63 253V252H61ZM59 253V254H61ZM43 254V253H42ZM49 254V255H50ZM64 254H67V252H65ZM68 254L66 256V259L68 258ZM44 255V254H43ZM48 255V253L46 254ZM52 255V254H51ZM56 255V254H55ZM28 256V255H27ZM45 256V255H44ZM51 258V257H50ZM54 257H52V260ZM65 259V258H64ZM70 258V260H72ZM56 260V258H55ZM60 260V259H59ZM14 261V260H13ZM62 261V260H61ZM68 261V260H67ZM64 262V261H63ZM71 262V261H70ZM69 262V263H70ZM48 263V262H47ZM60 263V262H58ZM26 264V263H25ZM45 264V263H44ZM65 264V263H63ZM67 264V263H66Z\"/></svg>","mask_w":264,"mask_h":264},{"label":"trees","instance_id":"16d2710c","mask_svg":"<svg viewBox=\"0 0 264 264\" xmlns=\"http://www.w3.org/2000/svg\"><path fill=\"white\" fill-rule=\"evenodd\" d=\"M142 250L144 251L145 249L143 248ZM157 250H158V245L157 244H152L151 247H149V253H150L149 255L156 254Z\"/></svg>","mask_w":264,"mask_h":264},{"label":"snow or ice","instance_id":"6c2138e0","mask_svg":"<svg viewBox=\"0 0 264 264\" xmlns=\"http://www.w3.org/2000/svg\"><path fill=\"white\" fill-rule=\"evenodd\" d=\"M245 15H247V13H245ZM250 31H251V29H250ZM262 39H264V37H261ZM205 44H207V41H205ZM209 48H212V46L211 45H207ZM213 51H215V49H212ZM112 87H115V84H112L111 85Z\"/></svg>","mask_w":264,"mask_h":264}]
</instances>
